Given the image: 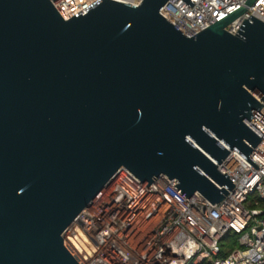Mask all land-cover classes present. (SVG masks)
<instances>
[{"label": "water", "instance_id": "obj_1", "mask_svg": "<svg viewBox=\"0 0 264 264\" xmlns=\"http://www.w3.org/2000/svg\"><path fill=\"white\" fill-rule=\"evenodd\" d=\"M191 8L190 0H183ZM168 0H97L63 20L49 0H0V264H78L64 233L121 168L220 203L218 166L264 135V23L187 37Z\"/></svg>", "mask_w": 264, "mask_h": 264}, {"label": "built area", "instance_id": "obj_2", "mask_svg": "<svg viewBox=\"0 0 264 264\" xmlns=\"http://www.w3.org/2000/svg\"><path fill=\"white\" fill-rule=\"evenodd\" d=\"M69 20L97 0H49ZM133 7L142 0H111ZM168 0L160 15L192 37L247 0ZM250 16L264 23V0H254L225 30L235 35ZM250 123L264 135V106ZM236 151L218 166L234 187L218 204L196 192L187 198L162 176L148 187L121 168L64 233L78 264H264V138L248 157ZM255 197L256 201H251ZM241 249L226 250L229 232Z\"/></svg>", "mask_w": 264, "mask_h": 264}, {"label": "rangeland", "instance_id": "obj_3", "mask_svg": "<svg viewBox=\"0 0 264 264\" xmlns=\"http://www.w3.org/2000/svg\"><path fill=\"white\" fill-rule=\"evenodd\" d=\"M250 199L251 201H256L255 197H251ZM238 240H239V235L231 231L224 238L222 245L226 250H230V251L238 248L241 249L242 247L239 245Z\"/></svg>", "mask_w": 264, "mask_h": 264}]
</instances>
